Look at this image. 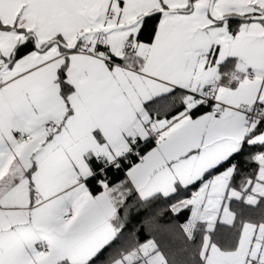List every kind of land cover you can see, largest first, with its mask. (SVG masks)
<instances>
[{"label": "snow or ice", "instance_id": "1", "mask_svg": "<svg viewBox=\"0 0 264 264\" xmlns=\"http://www.w3.org/2000/svg\"><path fill=\"white\" fill-rule=\"evenodd\" d=\"M0 264H264V0H0Z\"/></svg>", "mask_w": 264, "mask_h": 264}]
</instances>
